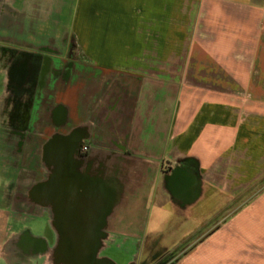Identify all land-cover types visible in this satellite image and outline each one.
<instances>
[{"label": "crops", "instance_id": "0c3cea01", "mask_svg": "<svg viewBox=\"0 0 264 264\" xmlns=\"http://www.w3.org/2000/svg\"><path fill=\"white\" fill-rule=\"evenodd\" d=\"M263 13L0 0V58H21L0 98V264H264V112L236 92L264 94Z\"/></svg>", "mask_w": 264, "mask_h": 264}, {"label": "rangeland", "instance_id": "374dc122", "mask_svg": "<svg viewBox=\"0 0 264 264\" xmlns=\"http://www.w3.org/2000/svg\"><path fill=\"white\" fill-rule=\"evenodd\" d=\"M263 19H264V13H263ZM264 22V20H263ZM3 45V44H2ZM6 53V52H3ZM11 59L7 57V54H5V56L3 58H0V98L3 94V90H4V84L6 83V72L9 71L10 68V64L13 63V61L15 60L16 62H18L19 60H21V58H19L18 56H16L14 59L11 60V62H9ZM18 87L20 88V90L22 91V94L19 95H13V99H15V101L19 100V104H17V106L15 107V109H13V111H15L14 113H16V115L18 114L19 116L23 115L26 111V101H27V96H26V90H27V85L25 83H23L22 79H20L18 81ZM238 92V96L240 97V99L244 100L246 103H254V109L256 111V113H263L264 112V94L262 90H255V91H251V90H239L236 91ZM9 99H11V97L9 96ZM9 101V100H8ZM262 162H263V158L262 156H256L255 159V170H256V176L259 177V181L256 182L255 186H254V190L257 191L260 190L262 188V183L264 181V176H262ZM251 188H249L250 191ZM224 203V202H223ZM223 209V208H222ZM221 209V210H222ZM220 211H212L211 209H207L199 214L194 215V218H196L197 220H205V224H209V223H214L218 217V215L220 214ZM37 224V223H36ZM36 227L33 228V232L35 234H40L42 233L41 227L37 224L35 225ZM228 242H234V243H240L242 245H245L246 243L248 244V239L240 236V235H235V236H228ZM246 246V245H245Z\"/></svg>", "mask_w": 264, "mask_h": 264}, {"label": "water", "instance_id": "95a60500", "mask_svg": "<svg viewBox=\"0 0 264 264\" xmlns=\"http://www.w3.org/2000/svg\"><path fill=\"white\" fill-rule=\"evenodd\" d=\"M80 141H72L70 142L69 146H70V150L71 151H75L78 152V145H79Z\"/></svg>", "mask_w": 264, "mask_h": 264}, {"label": "built area", "instance_id": "2783aa9c", "mask_svg": "<svg viewBox=\"0 0 264 264\" xmlns=\"http://www.w3.org/2000/svg\"><path fill=\"white\" fill-rule=\"evenodd\" d=\"M87 149H88V147L86 146L85 143H82V142L79 143V145H78V151L80 153H86L87 152Z\"/></svg>", "mask_w": 264, "mask_h": 264}, {"label": "flooded vegetation", "instance_id": "af4514ba", "mask_svg": "<svg viewBox=\"0 0 264 264\" xmlns=\"http://www.w3.org/2000/svg\"><path fill=\"white\" fill-rule=\"evenodd\" d=\"M87 147H88V145H86ZM87 151H88V149H87Z\"/></svg>", "mask_w": 264, "mask_h": 264}]
</instances>
